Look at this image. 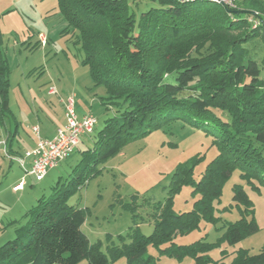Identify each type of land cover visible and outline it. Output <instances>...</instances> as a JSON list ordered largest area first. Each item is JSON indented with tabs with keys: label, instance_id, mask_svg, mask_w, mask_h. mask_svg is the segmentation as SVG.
<instances>
[{
	"label": "trees",
	"instance_id": "obj_1",
	"mask_svg": "<svg viewBox=\"0 0 264 264\" xmlns=\"http://www.w3.org/2000/svg\"><path fill=\"white\" fill-rule=\"evenodd\" d=\"M57 1L82 51L80 64L88 68L93 86L105 89L101 105L115 114L106 119L93 147L80 153L69 178L24 212L23 225L10 223L16 225L15 238L0 246V264H108L81 230L86 211L68 200L94 167L123 145L177 121L209 135L217 154L198 181L192 175L200 157L177 166L165 203L154 207L153 232L143 236L132 230L130 243L107 248L111 260L154 264L153 257L145 256L150 246L169 257H190L194 264H264V244L256 255L239 250L223 263L208 258L213 245L173 243L199 222L218 220L214 203L234 172L252 190L255 184L264 187V56L256 60L247 47L254 40L264 47V2L242 0L230 8L210 0H153L158 6L136 17L125 0ZM1 43L0 33V124L10 114L9 70ZM184 186L199 198L191 211L178 214L171 206ZM243 190L233 186L232 200L244 209L224 230L228 245L258 232Z\"/></svg>",
	"mask_w": 264,
	"mask_h": 264
},
{
	"label": "rangeland",
	"instance_id": "obj_2",
	"mask_svg": "<svg viewBox=\"0 0 264 264\" xmlns=\"http://www.w3.org/2000/svg\"><path fill=\"white\" fill-rule=\"evenodd\" d=\"M125 1L130 13L136 17L158 6L153 0ZM57 2L0 0V33L3 57L9 70L10 111L2 121L4 127H0V159L4 162L0 171V191L11 179L18 180L20 175H25L16 163L10 164L4 158L5 152L11 149L22 155L31 141L32 127H41L44 119L48 123L52 119L59 122L64 113L63 105L59 104L61 99L73 97L75 114H91L97 119V125L92 135L80 137V145L74 153L50 169L44 179L38 181L30 175L25 179L24 192L13 194L9 191L10 194L0 195V246L15 238L16 225L10 223L21 221L20 225H23L24 212L32 208L38 198L48 196L58 181L69 178L70 171L82 158L80 153L93 147L98 131L106 119L115 114L114 108L106 110L101 105L100 98L105 95V89L94 87L88 68L80 64L82 51L75 44V34L61 16ZM241 2L232 0L233 6ZM40 34L47 41L44 47L38 43ZM262 45L259 40H254L247 46L251 56L258 61L264 56ZM49 87H54L58 95H46ZM15 127L18 130L16 136L8 139L7 132L13 133ZM216 152L211 137L205 132L182 121L171 122L143 138L126 143L114 156L96 165L86 183L69 198L68 204L86 211L81 230L89 242L97 244L106 255L108 264H126L125 258L112 261L107 248L130 243L127 234L135 229L140 235H150L154 229V207L157 203H165L167 186L176 167L194 156L200 157L192 175L193 180L198 181ZM10 171L12 173L8 174ZM235 185L242 186L250 199L258 232L228 245L223 240L224 230L228 223L240 218L244 209L232 200ZM255 187L252 190L239 178L238 172H234L224 184L219 202L214 203L218 220L214 224L199 222L197 229L177 236L173 243L176 246L196 242L213 245L206 253L213 262L229 263L239 250L256 255L264 244V187L257 184ZM192 192V187L184 186L176 193L171 206L174 212L180 214L192 210L199 198ZM145 256L153 257L154 264H194L190 257H169L150 246Z\"/></svg>",
	"mask_w": 264,
	"mask_h": 264
},
{
	"label": "built area",
	"instance_id": "obj_3",
	"mask_svg": "<svg viewBox=\"0 0 264 264\" xmlns=\"http://www.w3.org/2000/svg\"><path fill=\"white\" fill-rule=\"evenodd\" d=\"M210 1L222 3L230 8L234 7L232 0ZM45 41V37L41 36L39 43L44 46ZM53 94L58 95L54 87H49L47 95L52 96ZM60 102L63 105L62 107H64L65 124L63 127L58 128L51 139L41 138L39 128L37 126L32 127L31 134L35 138V146L31 151L25 152L23 157L15 159L22 168L24 167V160L29 159L31 161L29 169L24 173L25 177L31 175L38 181L44 179L50 169L55 168L74 153L80 143L81 136H89L94 133L93 131L97 125V119L94 116L87 114L79 118L74 112L73 97H69L66 100L61 99ZM24 178L19 181L18 185L12 187L13 192L23 189L25 185Z\"/></svg>",
	"mask_w": 264,
	"mask_h": 264
},
{
	"label": "crops",
	"instance_id": "obj_4",
	"mask_svg": "<svg viewBox=\"0 0 264 264\" xmlns=\"http://www.w3.org/2000/svg\"><path fill=\"white\" fill-rule=\"evenodd\" d=\"M41 36H44V35H42V34H40L39 35V39H40V37ZM45 43V45L44 46H46L47 45V43L46 42H44ZM42 46V45H41ZM43 46V47H44ZM48 94V93H47ZM46 94V95H47ZM48 96H50V95H48ZM59 104L60 105H62L60 102H59ZM76 113V112H75ZM86 113L85 112H77V116L80 118V117H82V116H84ZM59 120V122H56L55 120L53 121V119H52V121H50L49 123H48V121H47V119L45 120H42L43 121V123H42V125H41V127H38L39 128V134H40V137L41 138H43V139H51V138H53V136L55 135L54 133L56 132V130L58 129V128H61V127H63V125L65 124V120H64V113H63V115L61 116V118L60 119H58ZM3 125V123L2 124H0V127ZM3 127H4V125H3ZM5 129V128H4ZM6 130V129H5ZM17 127H15V131H13V133H11L10 131L9 132H7V134H6V136L8 137V139H11V136L12 137H15L16 136V134H17ZM30 135L32 136L31 137V141L29 142V143H27V147H25L26 148V150H24V152H23V154L25 153V152H27V151H31L32 149H33V147L35 146V138H34V136L30 133ZM79 145H80V143H79ZM78 146V145H77ZM23 154L21 155V154H16V152H14V151H12L11 149H9L8 151H6L5 152V156H4V158L8 161V162H10V164H12V163H16L20 168H22L17 162H16V160H17V158H21V157H23ZM16 159V160H15ZM30 163H31V161H29V159H26V160H24V167L22 168V170H24V173H25V171L27 170V169H29V166H30ZM4 165V162L0 159V171H1V169H2V166ZM12 172L10 171L8 174H11ZM25 177V175H20L19 176V178H18V180L17 179H11L9 182H8V184H6L5 185V187H3V189L0 191V195H7V193L8 194H10L9 193V191L11 192V193H15V194H17V193H19V192H24V190H25V186L27 185V183H26V180H25V185L23 186V189L21 190V191H18V192H13L12 191V187H14L15 185H18V183H19V181H21V179L22 178H24ZM28 177V176H27ZM10 178V177H9ZM7 179H8V176H7ZM24 179H26V177L24 178ZM8 181V180H7ZM7 183V182H6Z\"/></svg>",
	"mask_w": 264,
	"mask_h": 264
},
{
	"label": "water",
	"instance_id": "obj_5",
	"mask_svg": "<svg viewBox=\"0 0 264 264\" xmlns=\"http://www.w3.org/2000/svg\"><path fill=\"white\" fill-rule=\"evenodd\" d=\"M242 12H243V11H236L235 13H237V14H238V13H242Z\"/></svg>",
	"mask_w": 264,
	"mask_h": 264
}]
</instances>
